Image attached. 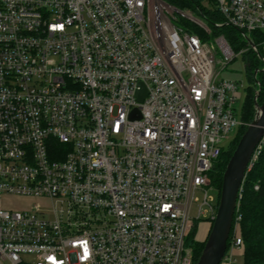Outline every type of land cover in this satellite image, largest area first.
<instances>
[{
    "label": "built area",
    "instance_id": "obj_1",
    "mask_svg": "<svg viewBox=\"0 0 264 264\" xmlns=\"http://www.w3.org/2000/svg\"><path fill=\"white\" fill-rule=\"evenodd\" d=\"M199 1L247 43L264 31V0ZM179 16L195 21L169 0H0V264H195L191 228L214 220L210 174L243 124L216 64L243 49ZM242 243L233 223L225 264Z\"/></svg>",
    "mask_w": 264,
    "mask_h": 264
},
{
    "label": "trees",
    "instance_id": "obj_2",
    "mask_svg": "<svg viewBox=\"0 0 264 264\" xmlns=\"http://www.w3.org/2000/svg\"><path fill=\"white\" fill-rule=\"evenodd\" d=\"M169 1L172 4H175V6L181 8L184 7L185 3L188 5V9L191 8L201 15V12L197 8V6H201L199 0ZM203 13L208 25H210L213 30L212 35L215 34L217 36L221 33L225 34L229 44L237 52L242 46H248V43L242 38V32L227 25L221 27L215 25V19H221L217 13H213L211 10H204ZM200 34L202 33L200 32ZM251 36L254 44L259 47V53L249 51L243 54L248 81L246 98L242 110L243 124L238 128L236 136L225 148L210 174L213 179V184L216 186L214 188L218 191V200L226 165L235 150L238 141L247 128L246 125L244 126V122L251 123L254 117L255 103L257 102L261 104L264 100V70L262 68L263 63L261 60V46L263 45L264 31H254ZM201 37L204 39V36ZM261 39L263 40L260 42ZM254 91H257V94H255ZM237 217L238 219H236L234 223H237L238 233L243 240L242 251L245 264H264V147L244 178L235 214V218ZM200 221L208 222L209 229H211L213 221L207 219H201ZM206 239H204V241H197L192 236L189 237L194 249L195 264L201 255Z\"/></svg>",
    "mask_w": 264,
    "mask_h": 264
},
{
    "label": "water",
    "instance_id": "obj_3",
    "mask_svg": "<svg viewBox=\"0 0 264 264\" xmlns=\"http://www.w3.org/2000/svg\"><path fill=\"white\" fill-rule=\"evenodd\" d=\"M247 41L251 46L255 45L250 39ZM141 86V90L137 93L139 101H142L146 95L145 86ZM254 108V117L238 141L223 173L216 216L196 264H220L225 255L241 187L251 167L252 155L264 135V100L261 104L256 102ZM130 116L140 118L141 115L139 110L135 109Z\"/></svg>",
    "mask_w": 264,
    "mask_h": 264
},
{
    "label": "rangeland",
    "instance_id": "obj_4",
    "mask_svg": "<svg viewBox=\"0 0 264 264\" xmlns=\"http://www.w3.org/2000/svg\"><path fill=\"white\" fill-rule=\"evenodd\" d=\"M177 4H179V3H177ZM205 6L211 8L210 4H207ZM178 8H180L183 11H185V10L189 11V13L193 16V18L195 20V21H193L191 19H186L182 16H179L178 24L180 27H182L184 30L186 29V31H188L190 33H194V34H198L200 36H204V39L209 40V41H211L215 38L216 35L215 34L212 35L213 30L211 29V26L208 25V22L206 20L204 13H203V15H202V13L200 15L199 13L192 10L191 8L188 9V5L185 3H184L183 8H181V7H178ZM213 13H216V12L214 11ZM215 21L219 22L218 19H215ZM200 32L202 34H200ZM222 35L225 36V34H222ZM225 38H226V36H225ZM262 40L263 39H261L260 42ZM261 47H262V53H261L262 59L261 60L263 63L262 68H264L263 45ZM242 49H243V53L238 54L236 56V58L234 60L229 61L225 67H222L221 63L216 64V70L219 73L218 77L220 79H224V78L225 79H232V80H235L236 82H238V93H237L238 99L235 103V109H236V113H237V115H236L237 119H239V120L242 118V110H243V105H244L245 98H246V87L248 85L243 54L247 53L249 51L255 52L253 49H251L247 45L242 46L239 50H242ZM258 50H259V47H258ZM254 92H255V94H257V91H254ZM248 124H249V122H244V126L245 125L247 126ZM237 132H238V126H235L230 132V135H229L230 140H232L236 136ZM211 183H212L213 187H210L209 189H207V195H208L209 200H210V198H212V200L215 203H217L218 191L216 188H214L216 186L213 184L212 178H211ZM195 197H196V201L193 203L192 208H191V215L192 216L197 215L198 208L204 200V191H201V190L196 191ZM8 203H9V206L13 207V209H21V210L31 209L32 205L38 204V203H39V205H42L44 207L48 206V203H45L44 201H41L38 199L13 198ZM206 209H207V207L204 206V210H206ZM203 218H205V217H203ZM209 228L210 227H209L208 222L196 221L191 228L190 236H192L197 241H204V239H206V237L208 236V234L210 232ZM230 250H231V248H230ZM220 264H225V262L222 261ZM233 264H245L242 249H238L236 251V259L233 262Z\"/></svg>",
    "mask_w": 264,
    "mask_h": 264
}]
</instances>
